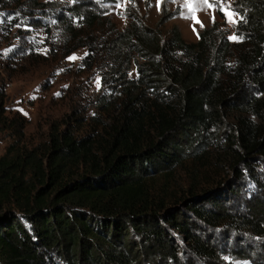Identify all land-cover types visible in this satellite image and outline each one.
<instances>
[{
    "label": "trees",
    "instance_id": "obj_1",
    "mask_svg": "<svg viewBox=\"0 0 264 264\" xmlns=\"http://www.w3.org/2000/svg\"><path fill=\"white\" fill-rule=\"evenodd\" d=\"M233 10L239 16L235 40L219 21L195 42L178 26L165 36L162 26L179 14L165 7L157 27L136 11L123 30L104 17L97 45L96 5L69 8L60 22L76 40L86 31L90 38L74 48L87 46L84 61L91 64L104 55V67L118 75L119 112L91 133L80 135L68 123L54 126L34 147L18 139L7 148L0 157V264H142L157 255L176 260L170 228L183 232L200 256L216 257L187 217L216 226L235 215L198 198L172 207L182 201L172 202L166 188L156 193L153 182L169 177L186 156L199 158L215 145L216 161L237 173L264 155V0H235ZM76 19L84 31L74 28ZM134 60L138 75L130 78ZM4 98L0 89V109ZM258 214L242 222L260 230Z\"/></svg>",
    "mask_w": 264,
    "mask_h": 264
},
{
    "label": "rangeland",
    "instance_id": "obj_2",
    "mask_svg": "<svg viewBox=\"0 0 264 264\" xmlns=\"http://www.w3.org/2000/svg\"><path fill=\"white\" fill-rule=\"evenodd\" d=\"M41 1L46 5L35 0H0V89L5 95L0 109V157L18 139L21 145L34 147L48 139L54 126L65 128L68 123L84 135L101 127L111 113L119 112V88L115 85L118 75L113 76L104 67V55L92 64L90 60L85 62L89 48L74 47L79 41L89 42L87 31L77 41L60 22L75 3L95 4L100 12L101 20L93 26L97 45L104 36V17L123 30L135 11L151 27L158 26L165 7L177 11L179 14L162 26L163 32L166 36L178 26L189 42L197 41L215 21L221 22L235 40L239 19L233 10L235 0ZM73 25L77 31L85 29L77 19ZM71 56L76 58L68 59ZM137 68L134 60L126 72L128 77H137ZM105 78L109 82L104 83ZM230 124L226 127L228 133L234 130L233 120ZM217 147L202 151L196 159L186 156L169 177H157L153 182L156 193L166 188L172 202L176 198L182 201L172 207H185L188 199L198 198L207 208L217 204L235 215L237 219L216 226L187 217L192 231L215 248L216 257L200 256L183 232L170 228L168 239L176 247V260L159 259L157 255L143 258L142 264H264V155L242 164L237 173L229 164L216 161L215 156L220 154ZM257 213L260 230L242 222L243 217H256Z\"/></svg>",
    "mask_w": 264,
    "mask_h": 264
},
{
    "label": "snow or ice",
    "instance_id": "obj_3",
    "mask_svg": "<svg viewBox=\"0 0 264 264\" xmlns=\"http://www.w3.org/2000/svg\"><path fill=\"white\" fill-rule=\"evenodd\" d=\"M204 3H207V0H203ZM76 57L75 56H71V57H68V59H75ZM99 86V84H98Z\"/></svg>",
    "mask_w": 264,
    "mask_h": 264
},
{
    "label": "built area",
    "instance_id": "obj_4",
    "mask_svg": "<svg viewBox=\"0 0 264 264\" xmlns=\"http://www.w3.org/2000/svg\"><path fill=\"white\" fill-rule=\"evenodd\" d=\"M28 107H30V106H28ZM31 108V107H30Z\"/></svg>",
    "mask_w": 264,
    "mask_h": 264
}]
</instances>
